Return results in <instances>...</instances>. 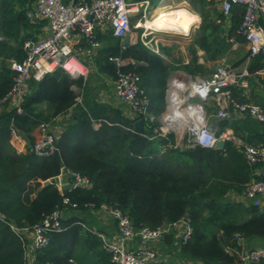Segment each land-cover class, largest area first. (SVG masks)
Wrapping results in <instances>:
<instances>
[{
	"label": "trees",
	"instance_id": "16d2710c",
	"mask_svg": "<svg viewBox=\"0 0 264 264\" xmlns=\"http://www.w3.org/2000/svg\"><path fill=\"white\" fill-rule=\"evenodd\" d=\"M18 1L21 8L16 12L13 2L0 0L3 37L17 39L29 28L38 31L26 16L25 6L29 1ZM206 1L211 0H191V4L196 2L202 7ZM202 8L201 48L209 51L217 45V53H226L229 39L241 37L237 32L241 18L233 14V25L226 29V18L218 13L210 31ZM99 39L103 47L95 60L114 79L116 68L109 60L111 56L136 60V65L126 66L125 70L138 73L142 87L153 91L150 109L157 119L151 128L140 131L135 128L136 119L125 116L120 107L99 101L86 103L85 98L82 103L78 102L75 88H84L83 80L72 78L62 69L40 82H31L21 113L5 102L0 108V215L3 217L0 264H113L101 238L93 230H87V219L83 217H65L64 230L52 233L47 247H31L33 227L56 206H63L65 195L79 205L76 210L68 209L66 216L76 211L89 214L93 211L91 203L97 206L110 203L118 204L136 229L188 219L194 234L187 243H179L175 235L171 236L177 235V231L167 236L168 240L172 238L180 244L187 258L179 264H239L238 256L226 249L241 248L240 238L246 242L264 237L263 211L256 207L238 210L236 205L223 204L230 189H244L245 174L251 167L244 154L231 142L224 149L177 146L173 132L151 139L153 128L160 127L158 117L163 111L162 100L171 66L162 58L148 54L140 43L133 49L123 50L122 40L112 32L99 35ZM217 53L210 59H216ZM24 57L23 51L15 55L18 61ZM14 73L11 68L0 66V100L10 91ZM157 98H161L160 105ZM60 117L65 119L63 128L56 132L61 161L56 155L38 157L31 148L27 154L18 153L11 145L12 126L30 137L31 147L35 129L43 122ZM229 163H238L234 175L230 173ZM63 167L87 176L91 187H72L60 192L55 178ZM48 179L53 181L41 182ZM150 264L176 263L160 259ZM258 264H264V260Z\"/></svg>",
	"mask_w": 264,
	"mask_h": 264
},
{
	"label": "built area",
	"instance_id": "2783aa9c",
	"mask_svg": "<svg viewBox=\"0 0 264 264\" xmlns=\"http://www.w3.org/2000/svg\"><path fill=\"white\" fill-rule=\"evenodd\" d=\"M190 2L189 0H185ZM221 11L226 18H230L235 6H243L238 34L249 45V57L264 55V0H219ZM152 0H34L26 4V14L36 25L46 23L43 28L45 34L41 38L29 37L24 41L23 60L12 61L15 72L13 85L7 96L0 100V108L5 102L16 108L19 113L26 95L29 93L32 81L40 82L48 74L59 69L64 70L72 78L84 80L90 73L89 62L80 58L81 55L92 60L102 49L103 43L99 35L112 32L113 36L123 39L134 29L143 28L149 37L154 30L143 27L148 19H152ZM150 16V17H149ZM137 19L135 23L133 21ZM148 32V34H147ZM147 39V38H145ZM235 43V37L229 39ZM150 41L147 43L149 44ZM109 60L116 68L114 89L119 100L131 110V116L137 120L142 119L150 127L157 119L150 109V99L142 87L141 76L133 71H126L127 62L121 56H111ZM234 73L220 67L217 73L201 82H193L189 87L192 97H199L207 101L213 95L221 96L222 107H219L213 117L220 120L229 117L231 106L236 111L246 112L264 123V105L241 103L234 99L231 91L225 86L232 84ZM170 94V93H169ZM171 98V97H170ZM80 100V98H79ZM203 112L201 116L196 112V118L187 126L183 138V145L187 148L203 147L213 148L219 139H228L227 131L212 129L203 108L193 109ZM199 116V118H198ZM207 118V119H206ZM41 135L31 146V151L38 157L55 155L58 149L55 126L43 122L40 125ZM171 129L170 127H167ZM155 136L163 135V127L154 128ZM175 133V132H174ZM167 135V133H166ZM201 136L207 142L201 141ZM12 142H21L23 139L15 126L11 127ZM182 145V146H183ZM249 166L264 165V145H246L243 150ZM66 175L73 180L72 187L90 188L91 181L79 172L70 171L63 167L61 174L55 178V186L60 192L65 190V182L61 176ZM51 181L48 182H52ZM46 183V182H43ZM246 195L251 198L253 205H261L264 196V178L248 183ZM63 206L58 205L46 216L43 221L34 227L32 247L40 249L50 242L51 234L64 230L62 220L68 217V209L76 210L79 205L69 196L63 197ZM90 208L98 213H105L117 224L118 235L108 238L101 232H95L103 242V248L110 254L113 264H150L158 262L160 257L151 244H156L172 232L177 231L179 243H187L194 234V227L188 219L151 228L149 226L136 229L130 216L118 205L102 203L99 206L91 203ZM0 220H3L0 215ZM137 236L139 239H137ZM137 241L140 246H133ZM241 248H227L226 251L238 256L241 264H258L264 260V249H247L243 238H240ZM195 263V264H199Z\"/></svg>",
	"mask_w": 264,
	"mask_h": 264
},
{
	"label": "crops",
	"instance_id": "0c3cea01",
	"mask_svg": "<svg viewBox=\"0 0 264 264\" xmlns=\"http://www.w3.org/2000/svg\"><path fill=\"white\" fill-rule=\"evenodd\" d=\"M27 1H34V0H27ZM215 1L218 3L220 7V1L219 0H215ZM180 4L181 5L185 4L186 7H188L190 10L195 12L192 8V5L186 2L185 0H182ZM177 6H179V4ZM220 11H221V7H220ZM241 16L239 15V18H241ZM34 25L36 24L34 23ZM195 25L196 24H194V26ZM224 25L226 29L227 28L230 29L232 27L233 25L232 16L230 18H226V22ZM139 29L143 30L141 34L138 32ZM139 29H134L132 33L128 34L130 40L129 44H125L124 38L122 39V48L123 50L133 49L138 43H140L146 48L148 54L162 58L171 66V74L167 79L166 90L164 93V98L162 100L163 111L159 115L158 121L160 127L165 128V130H162L163 131L162 136H166V133L167 134L172 132L174 133V131L169 130L167 126L169 127L171 126L172 127L171 129L174 128L180 134H182V130L188 125H190L191 118L196 115V112H198L201 116H203V112L201 111H196V112L193 110L189 111V108L184 107L186 105L185 101L189 96V94H186L189 91V87L191 86L189 84H192L193 82H201L203 80L210 79L216 72L219 61L215 67L214 63H212L211 61L205 62L204 54L206 53V51H204L203 49H199L198 56H192L191 54H189L190 53L189 46L188 49H185L183 45H181V47H177L176 45H174V42L177 41L169 39L170 35L176 34L179 36L186 37L188 39V43H190L192 37L191 31L188 33V35H183V34H178L176 32L157 31L154 29H150V30H154L153 31L154 33H152L151 36L146 37L145 36L146 31L142 27ZM39 31H41L40 35H35L32 37L41 38V36L45 34L44 30L41 27H39ZM149 41L150 43L147 44ZM177 49H181V52L183 53L180 54L174 53L177 52ZM95 57L92 60H90L89 66L93 70L92 73L97 74L96 75L97 81H93L91 76L85 80L83 78H79L83 80L84 88L82 89L75 88L79 96L77 98L78 102L82 103L83 99L85 98L86 103L87 102L91 103L92 101L109 103L113 106L120 107L125 116H129L133 118L131 116L130 108L127 107L121 100H119L115 93L113 76L109 74L106 67L98 64V62L95 60ZM177 57H183V61L177 62L179 61ZM189 57L191 60H189ZM227 57H226L227 58L226 69H230L234 73V78L231 86L232 95L234 99L241 103H253L257 105H264V55H257L252 58L249 57L248 42L242 37L240 38L236 37L235 43L233 42L230 43V48L227 52ZM124 59L128 61L126 66L129 65L133 66L136 65L137 63L136 60L131 57H126ZM172 84H175V88H174L175 99H173V101L168 95V93H170L172 97L173 94V90H171ZM93 88L96 89V93H92ZM143 88L145 90L147 89L145 87ZM146 93L149 96L150 106H151L152 98L154 99L153 91L149 88L146 90ZM170 101H172L171 102L172 104L169 105ZM156 102L157 104L160 105L161 98H157ZM204 102L205 103L201 104V106L208 118L209 125H210V119L213 120V126L210 127L212 129H218L220 132L227 131L230 134L228 139H224L226 144L227 142L228 143L231 142L232 145L242 153L246 145H254V146L264 145V123L258 121L255 117L249 115L248 113L239 110L236 111L230 106L229 107V109L231 110V114L229 116L230 125L222 128L218 124L219 120L213 117V114L216 113L218 108L223 106L221 103V96L213 95L211 98H209L207 101ZM151 113L155 117H157L155 113L153 112ZM162 116L165 117V119L168 120V122L161 120L160 117ZM166 122L168 125H166ZM62 128L63 127L61 126V129ZM20 135L21 138L23 139L21 142H12V140H10V143L15 148L16 152L27 154L31 148L29 147V143H30L29 141L31 139L27 134L20 133ZM40 135H41V129L40 126H38L35 129V131L32 133V137L36 141V139L39 138ZM176 141H177L176 142L177 146H180L178 145L177 135H176ZM213 148L216 149V145ZM237 166L238 163H229V168L231 171L230 173L232 175L235 174L234 168H236ZM249 169H250L249 173L245 174V178H247V181L245 182L244 189L242 191L230 189L225 196V200H223V204L236 205L238 206L237 208L238 210H244L246 208L248 209V208L256 207L253 205L251 198H249L246 195V187L248 183H251L252 181L257 179L264 178V165L257 164L255 166H251ZM61 179L62 181L65 182V189L72 188V186L70 185V180L65 174L61 176ZM261 200H262L261 205L256 208L264 212V196L261 197ZM89 214L93 216V219H91L92 220L91 224L93 228L98 230V232L107 235L108 238H114L115 236L118 235L117 224L112 219H110L105 213H98L97 211L93 212L90 210ZM30 238L32 239L31 235ZM245 243H246L245 246L249 247L250 249H259V248L264 249V237L246 240ZM132 244L133 246H138V245L140 246V243H138L136 240Z\"/></svg>",
	"mask_w": 264,
	"mask_h": 264
},
{
	"label": "rangeland",
	"instance_id": "374dc122",
	"mask_svg": "<svg viewBox=\"0 0 264 264\" xmlns=\"http://www.w3.org/2000/svg\"><path fill=\"white\" fill-rule=\"evenodd\" d=\"M1 1H3L4 3L13 2L14 10L16 12L18 11L19 5H20L18 0H1ZM181 1L182 0H180V1L179 0H152L153 7L151 8V12L153 11L155 5L157 6V8L162 6V5L163 6L164 5H172L174 7V6H177ZM189 1H190L189 4H191V0H189ZM206 2L207 3L205 5L202 4L203 8L196 2L191 4L193 10L200 16V22H199V24H196L191 30L192 37H191L190 43H188V39L186 37H183V36L172 34L169 37V39L177 41V42H174V45H176L177 47H181V45H183L185 47V49H188V46H189V51H190L189 54H191L192 56H198L199 49H203V48H201L200 43H199V38L201 36V26H202V22H203L202 16H201L202 12L200 9L201 8L204 9L205 14H207L206 26H210V27L214 24V22H215L214 19H217L218 13H221L220 7H219L217 2H214L212 0L206 1ZM152 16H153V13H152ZM135 22H136V19L133 21V23H135ZM45 25H46L45 22L40 24V25H35V28L38 30L37 32L33 29H30V28L27 30H24V32H22L20 34L19 38H17V39L3 37L1 35V32H0V66L9 67L13 71L12 61L17 60L15 58V55L18 54L19 51L24 52V41L30 35H33V36L40 35L41 31H39V27H41L43 29L45 27ZM221 27L223 28V26H221ZM212 29H213V27H211L210 31H212ZM138 32L141 34V32H143V30L139 29ZM212 37H213V34L209 35L210 41H211ZM184 44H187V45H184ZM229 48H230V44H228V50H229ZM218 49H219V47L216 45V47L212 48L211 50H209V51L206 50L208 54H206V53L204 54L205 62L211 61L212 63H214L215 67L219 61V64L217 65L218 67H217L215 73H217V71L220 67L226 68V62H227V58H228L227 57L228 51H226V53L225 52L224 53H221V52L217 53ZM174 53L180 54L183 52H181V49H177V52H174ZM215 53H217V58L214 60H211L210 57ZM80 58H82L83 60H85L87 62H90V59L84 55H81ZM177 59L179 60L177 62L183 61V57H177ZM189 60H191L190 57H189ZM178 67H180V66H178ZM227 70L230 71L231 73H233L230 69H227ZM92 71L93 70L90 67V73H89L88 78L91 76L93 81H97V76H96L97 74L92 73ZM113 79H114V76H113ZM231 86H232V84L229 83L227 86H225V90L231 91V94H232V87ZM92 90H93L92 93H96L95 88H93ZM186 94H189V96L185 101L186 105L184 107L189 108V111H192L196 106L205 103L204 100H202L199 97L190 96L191 94L189 93V91ZM169 97H171L170 94H169ZM171 102L172 101H170L169 105L172 104ZM187 116H189V115H187ZM226 118L229 119V117H226ZM222 119H225V118H222ZM64 121H65V119L62 118V120H61V117H60L57 119H55V118L51 119V121L49 123L54 125V126L57 125L61 128V126H63V124H64ZM191 122H192V118H191L190 124H191ZM210 126H213V120L212 119H210ZM11 140H12V137H11ZM246 163H247V161H246ZM48 181H51V179H48L46 181H41V182L43 183V182H48ZM71 216H73V217L77 216L79 218L83 217V218L87 219V222H85V225L88 228L87 230H93L94 232H98V230L93 228V226H89L91 221H92L91 219H93V216L91 214L86 213V215H85L81 212L76 211V212L71 213V215L69 217H71ZM109 218L112 219L111 217H109ZM88 219H90L91 221H88ZM174 235L176 236L175 233H173L171 236L174 238ZM176 238H177V236H176ZM137 239H139L138 236H137ZM170 239H171V241H170ZM170 239L168 240V237L166 236L164 241H158L156 244H151L150 246L157 251L160 259H164V261H166L167 263H169V262L176 263V264L182 263L187 258L184 255V253L182 252V250L180 249L181 248L180 244L177 243L176 240H174L172 238H170ZM168 241H170V242L168 243ZM247 249H249V247ZM199 264H202V263H199ZM239 264H241V263H239Z\"/></svg>",
	"mask_w": 264,
	"mask_h": 264
},
{
	"label": "clouds",
	"instance_id": "9594fccd",
	"mask_svg": "<svg viewBox=\"0 0 264 264\" xmlns=\"http://www.w3.org/2000/svg\"><path fill=\"white\" fill-rule=\"evenodd\" d=\"M200 16L185 8H178L168 13L161 14L157 19L149 22L147 25L154 30H172L178 34L188 35L193 24H199ZM202 142H207L205 137L201 136Z\"/></svg>",
	"mask_w": 264,
	"mask_h": 264
},
{
	"label": "water",
	"instance_id": "95a60500",
	"mask_svg": "<svg viewBox=\"0 0 264 264\" xmlns=\"http://www.w3.org/2000/svg\"><path fill=\"white\" fill-rule=\"evenodd\" d=\"M233 12L236 14V15H242L243 14V12H244V7L243 6H235L234 7V9H233ZM124 43L125 44H129L130 43V40H129V35H126L125 37H124ZM168 95H169V93H168ZM202 106L201 105H198V106H196L194 109H200ZM160 119L161 120H163V121H166V119H165V117H160ZM219 123V126L220 127H225V126H228V125H230V120L228 119V118H225V119H220L219 121H218ZM165 123V122H164ZM134 125H135V128H137V129H139L140 131H144V129H145V127H144V121L142 120V119H140V120H137L135 123H134ZM172 128V127H171ZM169 130H172V131H174L175 132V134L178 136V145H180V146H182L183 145V138H184V136H185V134H186V130H187V127H185L183 130H182V134H180L176 129H169ZM168 130V131H169ZM225 144H226V142H225V140L224 139H221V140H219L218 142H217V144H216V149H223L224 147H225ZM55 155H56V157L61 161V156H60V151H59V149H57L56 151H55ZM256 216V215H255Z\"/></svg>",
	"mask_w": 264,
	"mask_h": 264
},
{
	"label": "bare ground",
	"instance_id": "6f19581e",
	"mask_svg": "<svg viewBox=\"0 0 264 264\" xmlns=\"http://www.w3.org/2000/svg\"><path fill=\"white\" fill-rule=\"evenodd\" d=\"M180 1V0H179ZM163 3V2H162ZM178 8H185V9H188L189 11H192V10H190L188 7H186L185 6V4L184 5H181L180 3H179V6H172V5H162V6H160V7H158V8H155L154 9V11H153V16H152V19H148L145 23H143V27H146V28H148V29H152V28H149L147 25L149 24V22H151V21H153V20H155V19H157L158 17H160L161 16V14H163V13H168V12H170V11H173V10H176V9H178ZM25 9H26V6H25ZM26 16H27V14H26ZM28 18V17H27ZM194 26V24L192 25V27ZM192 27L190 28V30H189V32L191 31V29H192ZM157 31H169V32H175V31H172V30H157ZM188 32V33H189ZM32 37V36H31ZM29 38V37H28ZM36 38V37H35ZM23 60V59H22ZM174 88H175V84H172V86H171V90H173V94H172V97H171V99H172V101H173V99H175V95H174ZM171 90H170V92H171ZM29 93H30V89H29ZM28 93V94H29ZM27 94V95H28ZM7 96V95H6ZM5 96V97H6ZM170 96H171V94H170ZM4 97V98H5ZM3 98V99H4ZM177 108V107H176ZM174 110H176V109H174ZM193 119L194 118H196V115L195 116H193L192 117ZM198 118H199V116H198ZM140 120V119H139ZM167 122H168V120H166ZM136 122V121H135ZM167 122H166V125H168L167 124ZM47 123H49V122H47ZM154 124V123H153ZM152 124V125H153ZM152 125L150 126V127H148V126H146L145 124H144V127H145V129H146V127H148V128H151L152 127ZM165 127V126H164ZM167 127H169V126H167ZM58 128H60L59 126H55V131L57 132V130H58ZM154 128H156V127H154ZM153 128V129H154ZM61 129V128H60ZM165 129V128H164ZM168 130V129H167ZM154 131V130H153ZM154 135V134H153ZM152 135V136H153ZM151 136V135H150ZM68 170H70V169H68ZM71 171V170H70ZM75 172V171H74ZM69 178V180H70V184H72L73 183V180L70 178V177H68ZM82 188V187H81ZM88 189V188H87ZM64 220V219H63ZM63 220H62V225H63ZM43 221V220H42ZM41 221V222H42ZM40 222V223H41ZM39 224V223H38ZM37 225V224H36ZM35 225V226H36ZM34 226V227H35ZM34 227H33V229H32V234H31V236H32V238L34 237ZM64 227V226H63ZM13 229H15V227L13 226L12 227ZM25 230H29V232H30V230L31 229H25ZM54 233H58V232H54ZM107 236V235H106ZM50 242H51V239H50ZM49 242V243H50ZM49 245V244H48ZM47 245V246H48ZM46 246V247H47ZM43 248H45V247H43Z\"/></svg>",
	"mask_w": 264,
	"mask_h": 264
}]
</instances>
